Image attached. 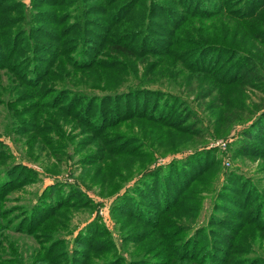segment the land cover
Instances as JSON below:
<instances>
[{
  "label": "trees",
  "instance_id": "obj_1",
  "mask_svg": "<svg viewBox=\"0 0 264 264\" xmlns=\"http://www.w3.org/2000/svg\"><path fill=\"white\" fill-rule=\"evenodd\" d=\"M165 81L207 107L213 136L243 123L229 151L258 160L259 175L229 169L215 189L220 160L205 147L155 163L210 133ZM0 106L25 159L78 163V182L112 197L122 246L137 250L126 261L98 214L69 232L70 211L97 210L76 185L5 206L41 178L0 139V264H264L249 257L264 242V0H0ZM9 229L37 246L23 256Z\"/></svg>",
  "mask_w": 264,
  "mask_h": 264
},
{
  "label": "rangeland",
  "instance_id": "obj_2",
  "mask_svg": "<svg viewBox=\"0 0 264 264\" xmlns=\"http://www.w3.org/2000/svg\"><path fill=\"white\" fill-rule=\"evenodd\" d=\"M28 2V0H26ZM142 73V69L138 72V76H140ZM95 77L94 73H91L88 75V79L92 80ZM130 78V79H129ZM129 78H126L132 82L134 78L129 75ZM129 80L125 81L121 88L125 87L127 83H129ZM164 78L160 79L159 81H163ZM2 81H4V85L7 83L6 76L4 75L2 77ZM158 81V82H159ZM159 83H157L158 85ZM157 85H153V87H156ZM79 87H83L82 84H78ZM165 89L173 90V92H177L183 96L185 100H187L191 107L194 108L197 116L203 121V127L208 131L210 129L208 125V119L210 117L209 110L206 106L201 105L200 101L196 99V97L187 95L183 92V87L180 85H173L168 86V83L162 85ZM181 88V89H180ZM182 91V92H180ZM252 93V92H250ZM249 93V94H250ZM255 98V96H253ZM2 111V107L0 106V112ZM212 117V115H211ZM2 114L0 116V139H2L6 145L8 146L10 152L12 153L13 157L16 158V160H21L22 163L33 167L35 170H37L40 174V181L35 182L33 184H29L24 186L23 188L19 190H15L10 195V200L5 204V206H27L29 203L33 202L36 198V195L41 192V190L47 186L48 184H51L53 182H62L67 183L71 185H76L79 187L94 203H97V210H86V209H75L69 212V232L73 231L72 233H75L77 229L84 226L92 217H94L96 214H98L101 217V221L108 227V229L111 231L112 237L115 242V248L118 253H122V255L125 257V260H129L132 255H136L135 248L128 247L123 248L122 241L120 238V232L117 230L115 225L114 218L110 215L109 211V204L112 199V197L108 196H101L99 194V189L96 186H90L87 187L84 184H81L78 182L77 177L81 173V167L78 163H75L74 160L69 158H63L60 163L57 161V159L47 154L46 151H42L39 155L35 156L34 158L37 159L36 161L32 162L31 160L25 159V145H24V139L22 137H17L15 135H6L3 133L4 129V122H3ZM243 123L236 122L231 128H229L227 131L223 132L222 134L218 136L212 135V130L210 129V133L205 132L203 135L199 138H192L187 143L183 142L181 144L180 151L177 152H168L164 155H159L156 157L155 163H163L166 161L171 160L172 158H180L182 156H185L187 153H189L191 150L195 148H209L213 149L217 153V158L220 160V171L218 172L217 176L218 179L214 183L215 189L222 184L224 173L228 171L229 169H236L238 173H242L246 176H257L259 173H257L259 161L258 160H251V159H233L231 157V153L229 151V144L232 142V136L235 135L236 132L239 131V129L243 126ZM137 127H134V130H136ZM125 130V127L120 128V131L123 132ZM38 151V150H37ZM253 177V178H255ZM130 179V178H129ZM132 180V179H131ZM129 181L130 184L132 181ZM214 189V190H215ZM214 190H208L206 192H203L201 196L202 199V206H201V213L198 218V222H202L206 219L211 203L212 198L214 194ZM9 234V240H11L13 245L16 247H19V253H21L23 256L25 255V251H31V248L37 246V242L33 237H30L24 233L21 232H14V230L9 229L7 231V235ZM65 238L68 239V241H71L72 237L71 234H67L64 232ZM251 253L249 254V257H253L255 255H260L264 257V242L263 240L259 239L256 241V239L252 242L251 246ZM17 249V248H16ZM141 252L140 250H138ZM8 256L5 257L7 259ZM27 258L24 257V261Z\"/></svg>",
  "mask_w": 264,
  "mask_h": 264
}]
</instances>
